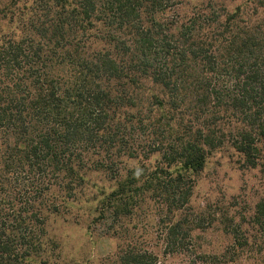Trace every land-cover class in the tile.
<instances>
[{
	"label": "trees",
	"instance_id": "1",
	"mask_svg": "<svg viewBox=\"0 0 264 264\" xmlns=\"http://www.w3.org/2000/svg\"><path fill=\"white\" fill-rule=\"evenodd\" d=\"M221 150L264 180V0H0V264L38 253L52 185L70 205L85 167L109 183L106 264H162L200 225L189 202ZM146 203L163 257L124 222ZM218 211L232 245L264 237V197Z\"/></svg>",
	"mask_w": 264,
	"mask_h": 264
},
{
	"label": "rangeland",
	"instance_id": "2",
	"mask_svg": "<svg viewBox=\"0 0 264 264\" xmlns=\"http://www.w3.org/2000/svg\"><path fill=\"white\" fill-rule=\"evenodd\" d=\"M80 171H86L84 180L80 184L76 181L78 185L72 198L66 196L71 200L70 205H65L62 201L65 198L63 190L52 185L55 192L49 198L59 208L57 211H52L51 208L50 213H45L43 244L36 255L22 264H106L115 253L119 239L110 232L100 236L101 226L96 221L101 191H107L109 183L104 174L98 171L86 167ZM262 197L264 180L256 169L243 168L236 155L230 151L214 152L201 173L189 202L194 214L202 213V222L200 221V225L194 223L199 227L195 226L196 229L190 231V236L185 239L184 251L178 249L173 254H165L160 262L203 264L201 259L190 254L192 244L196 242L199 246L196 253L201 251L220 255L219 264H264V250L259 249L264 245V237L259 238L256 244L254 240H250L249 245L244 248L232 245L231 237L224 233L218 211L221 207H228L231 214L246 213ZM145 206V209L138 210L124 222L138 238L145 235L144 229L152 233L151 242L163 257L165 249L159 229L157 225L154 226L156 219L152 207L148 203ZM206 209L213 214L207 217ZM129 235L131 236L128 234V237Z\"/></svg>",
	"mask_w": 264,
	"mask_h": 264
}]
</instances>
